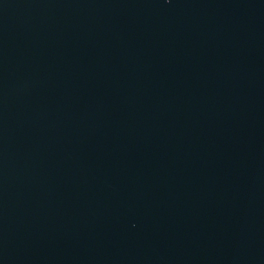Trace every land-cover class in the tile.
I'll list each match as a JSON object with an SVG mask.
<instances>
[{
  "label": "water",
  "instance_id": "95a60500",
  "mask_svg": "<svg viewBox=\"0 0 264 264\" xmlns=\"http://www.w3.org/2000/svg\"><path fill=\"white\" fill-rule=\"evenodd\" d=\"M0 264H264V0H0Z\"/></svg>",
  "mask_w": 264,
  "mask_h": 264
}]
</instances>
